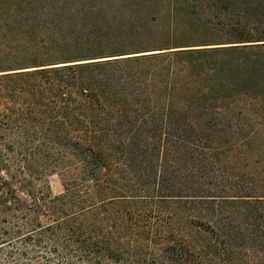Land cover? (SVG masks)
<instances>
[{"label":"trees","instance_id":"obj_1","mask_svg":"<svg viewBox=\"0 0 264 264\" xmlns=\"http://www.w3.org/2000/svg\"><path fill=\"white\" fill-rule=\"evenodd\" d=\"M53 1L0 0V264H228L252 226L264 246V0L118 45L53 30Z\"/></svg>","mask_w":264,"mask_h":264},{"label":"rangeland","instance_id":"obj_2","mask_svg":"<svg viewBox=\"0 0 264 264\" xmlns=\"http://www.w3.org/2000/svg\"><path fill=\"white\" fill-rule=\"evenodd\" d=\"M50 9L53 19L49 26L55 31L65 33L74 42L95 40L96 44L118 45L122 41L138 40L123 37L131 34L130 32L135 29L144 27L145 21L158 19L160 25L165 26L168 20H171L172 26H177L179 30L183 28L182 26L195 27L186 21L185 13L186 11L190 14L198 13V0H54L50 4ZM201 29L202 26L198 25V30ZM46 182L52 196L62 194L63 188L57 175L48 176ZM197 212L192 214L194 218H198ZM144 218L150 220L151 224L152 222L165 224L168 227L166 239L169 247L173 248L178 243L175 236H183V238L189 236L192 238L191 244L198 250V233L188 232L185 224L180 220L171 221L169 218H161L151 213L146 214ZM232 248L233 252L228 264H264L261 234L254 226L245 234L244 239L237 240ZM48 251H52L51 246L46 248L42 246L38 252L44 255ZM58 252L61 250L58 249ZM158 256L159 253L143 251L135 254L133 256L135 259H123L119 264H173L168 255L164 256L167 260L169 257L165 263H162Z\"/></svg>","mask_w":264,"mask_h":264}]
</instances>
